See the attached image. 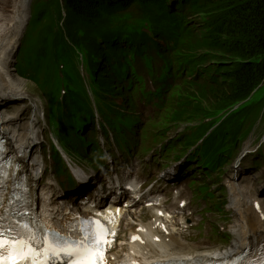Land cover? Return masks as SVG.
Instances as JSON below:
<instances>
[{"label": "trees", "instance_id": "1", "mask_svg": "<svg viewBox=\"0 0 264 264\" xmlns=\"http://www.w3.org/2000/svg\"><path fill=\"white\" fill-rule=\"evenodd\" d=\"M167 1L103 0L101 3L100 0H66L70 25H81L68 33L67 37L79 50L80 39L98 43L107 41L110 44V47L106 48L108 51H102L100 45L91 46V51L96 56L93 65L96 67L92 76L101 79L107 73L105 62L109 60V54L115 53L118 47L115 42L109 41L106 35L110 31H115L116 34L121 32L122 23L131 19L154 22L159 13L165 10ZM176 1L192 13H206L210 16L207 30L191 35L188 45L192 52H201L198 55L201 64L210 67L222 66L219 73L227 83L215 85L211 89V98L216 103L214 106L225 108L243 101L264 79V0ZM138 4L143 7L139 13L131 15L128 10ZM103 5L106 6L102 9ZM49 6V3H41L36 9L32 26L28 29L18 53L17 69L20 74L28 75L44 90L58 86V62L71 60L74 55L73 50L62 39L55 45H48L44 39L33 44V31L36 27L40 28L46 18L44 10ZM128 6L126 15L122 16L121 11ZM50 27V24L45 22L46 33L50 32ZM41 31L42 29L38 30ZM257 56L256 65L249 63L251 58ZM87 64L90 65L88 59ZM66 102H72V99L68 97ZM256 108L258 107L249 110L256 112Z\"/></svg>", "mask_w": 264, "mask_h": 264}, {"label": "bare ground", "instance_id": "2", "mask_svg": "<svg viewBox=\"0 0 264 264\" xmlns=\"http://www.w3.org/2000/svg\"><path fill=\"white\" fill-rule=\"evenodd\" d=\"M30 1L31 0H16V2L12 5V10L10 12L7 10L9 0H3L0 4V103L10 100H16L17 102L22 103L28 99L24 91L26 83L17 79L12 74L10 67L13 63L14 51L23 33L24 24L28 21L26 20V17L29 15L28 7ZM100 1L101 3L103 2V0ZM106 5H103L102 9ZM51 6H54V4H51ZM112 45L114 44L112 43ZM197 59H199V57H197ZM110 62L111 61L109 60L106 61L105 65L114 66V64L111 65ZM23 108L24 107H18L15 109V112L20 114V110ZM36 124L37 122L36 120L34 121V119L23 123L21 118L10 115L8 111L0 110V137L5 140L9 150H11L15 155L14 157L16 160L22 162V164L32 162L31 165L29 163V166L33 168V170L29 173V175L27 174V180L32 194L36 193L40 169L39 162L35 160L32 161V154L30 153V148L32 145H36L38 140L36 131L33 129V126ZM35 167L37 168L34 169ZM76 175L81 176L82 173L77 172ZM243 175L244 174H242V176ZM169 176H171V172ZM186 179L190 180L188 176H186ZM220 181L225 182L226 180L225 178H221ZM230 188L232 190V194L235 192L242 193L241 188L234 186ZM175 193L179 194L180 192ZM141 199L144 200V198ZM251 202L252 201L247 198L242 200L243 216L246 221V225L240 234L238 244L230 250V256L243 252L248 248H257L259 245L264 243V220L260 221L258 215L251 209L249 206V203ZM256 203H258V201H256ZM55 217H57V215H55ZM64 223L65 222H59L57 220L56 227L61 228ZM169 240L171 242L170 250L164 254L156 255L153 262L165 261L176 263L180 261L178 257L181 255L183 247L177 241L176 235H170ZM261 248L264 249V246H261Z\"/></svg>", "mask_w": 264, "mask_h": 264}, {"label": "snow or ice", "instance_id": "3", "mask_svg": "<svg viewBox=\"0 0 264 264\" xmlns=\"http://www.w3.org/2000/svg\"><path fill=\"white\" fill-rule=\"evenodd\" d=\"M92 223L96 230L76 245L45 240L41 247H34L33 241L16 237L6 239L0 231V264H47V259L42 257L50 259L60 255L68 257L70 264H103V244L107 243L108 233L98 222Z\"/></svg>", "mask_w": 264, "mask_h": 264}, {"label": "rangeland", "instance_id": "4", "mask_svg": "<svg viewBox=\"0 0 264 264\" xmlns=\"http://www.w3.org/2000/svg\"><path fill=\"white\" fill-rule=\"evenodd\" d=\"M1 1L2 0H0V3H1ZM11 1L12 0H10V4H11ZM10 4L8 3V8H7L8 11L10 9ZM12 74L16 77L14 72ZM26 90H27V93L30 96H33V97H37L38 96L37 93H35V92H33L31 90V85H29L27 82H26ZM15 103H17L16 100L4 101L3 104H1L2 105L1 109H4L5 111H8L10 113V115L17 114L16 116L21 118L23 123L24 122H28L29 112H27L26 110L22 109V110H20L21 111L20 114L16 113L15 109L18 108L19 106H21V104H18V103L15 104ZM11 109L12 110L14 109V110L12 111ZM60 110H61L60 106H57V105H55L53 103L49 107L48 113L50 114V117H54V116L57 115L58 111H60ZM51 130L53 132V129H51ZM38 131L40 132V130H38ZM44 139H45V137H44ZM59 139L61 141L62 146L64 147V149L68 153L74 154V155H78V148H79L78 140L62 138L61 136H59ZM248 143H249V146H248L249 147V150H248L249 152L255 151L256 148L261 145V152L258 155H257V153H255L253 155L247 154L243 158L242 162H245V163H248V164H252V166H244V168H246L247 172L254 171V165H256L255 170L258 171L259 178H257L255 183L250 186L248 192L256 200H260L262 205H263V207H264V119L260 123V125L255 129V131H254L253 135L251 136L250 140L248 141ZM45 145L46 144H43V147L41 149V153L44 155V157L46 156V150L44 149ZM243 147H245V145ZM38 150H39L38 147L34 148V151L36 153L39 152ZM43 163L46 165V167L47 166H51V159L50 160L49 159H45L43 161ZM52 172H53V169H52ZM245 173L246 172H244L243 174H245ZM191 174H193V172H190V175ZM47 176H49L51 178H54V174H52V173H48L47 172ZM213 218L215 219L216 216L213 217ZM232 239L235 240V237H233Z\"/></svg>", "mask_w": 264, "mask_h": 264}]
</instances>
